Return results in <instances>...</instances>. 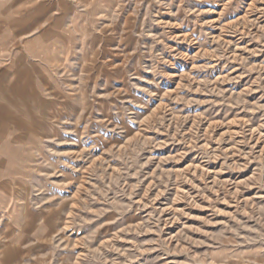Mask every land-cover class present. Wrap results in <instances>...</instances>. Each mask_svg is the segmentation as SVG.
Instances as JSON below:
<instances>
[{
    "label": "rangeland",
    "instance_id": "obj_1",
    "mask_svg": "<svg viewBox=\"0 0 264 264\" xmlns=\"http://www.w3.org/2000/svg\"><path fill=\"white\" fill-rule=\"evenodd\" d=\"M0 264H264V0H0Z\"/></svg>",
    "mask_w": 264,
    "mask_h": 264
},
{
    "label": "crops",
    "instance_id": "obj_2",
    "mask_svg": "<svg viewBox=\"0 0 264 264\" xmlns=\"http://www.w3.org/2000/svg\"><path fill=\"white\" fill-rule=\"evenodd\" d=\"M15 178H17V173H16L15 171H10V173H9V175H8V177H7V179H8V180H13V179H15Z\"/></svg>",
    "mask_w": 264,
    "mask_h": 264
}]
</instances>
